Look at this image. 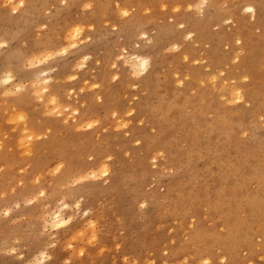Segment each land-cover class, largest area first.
Here are the masks:
<instances>
[{"label": "rangeland", "instance_id": "1", "mask_svg": "<svg viewBox=\"0 0 264 264\" xmlns=\"http://www.w3.org/2000/svg\"><path fill=\"white\" fill-rule=\"evenodd\" d=\"M19 1L0 0V129L14 155L22 124L38 129L44 142L37 164L0 162V264H264V237L256 230L264 223V202L254 197L264 185V91L255 93V105L253 99L229 103L226 92L232 85L254 87L247 70L230 59L243 36L245 44L259 39L252 41L253 60L264 57V0ZM247 5L258 13L245 14ZM137 54L149 65L136 77L130 65ZM254 72L264 85V60ZM12 112L26 116L16 124ZM226 118L229 131L240 132L232 144L217 123ZM102 158L106 174L99 171ZM229 214L236 224L239 219L240 243L247 241L238 250L229 240L236 229ZM56 216L62 226H53ZM250 217L254 235L243 221Z\"/></svg>", "mask_w": 264, "mask_h": 264}, {"label": "bare ground", "instance_id": "2", "mask_svg": "<svg viewBox=\"0 0 264 264\" xmlns=\"http://www.w3.org/2000/svg\"><path fill=\"white\" fill-rule=\"evenodd\" d=\"M21 1V0H20ZM19 1V2H20ZM167 1V0H166ZM124 2H126V1H124ZM129 3V2H128ZM132 3V2H131ZM138 3V2H137ZM168 3H169V1H168ZM253 2H251V4H252ZM29 4V3H28ZM123 4H125V3H123ZM142 4V3H141ZM20 5H21V3H20ZM138 6H139V3L137 4ZM136 5V6H137ZM170 5V4H169ZM245 5V4H244ZM124 6V5H123ZM126 6V5H125ZM133 6V5H132ZM136 6H134V8L136 7ZM240 6V5H239ZM147 7V6H146ZM170 7V6H169ZM236 7V6H235ZM128 8H130L129 6H128ZM138 8V7H137ZM137 8H135V9H137ZM149 8H152V7H149ZM154 8V7H153ZM29 9H31V8H29ZM232 9V8H231ZM230 9V10H231ZM237 9H239V8H237ZM138 10V9H137ZM243 10H244V12H245V14L246 13H250L252 16H255V14L256 13H258V12H256V10H255V7L254 6H252V5H247V6H245L244 8H243ZM259 10V9H258ZM36 12V11H35ZM37 12H38V10H37ZM135 13H136V11H135ZM135 13H134V16H135ZM129 15V14H128ZM133 16V14L131 13L130 14V16ZM21 17V16H20ZM38 17V16H37ZM128 17V16H127ZM126 17V18H127ZM26 18V17H25ZM40 18V17H39ZM129 18H131V17H129ZM129 18H127L128 20H129ZM255 18V17H254ZM81 19V18H80ZM235 19H238V20H240V19H242V15L241 14H238V17H235ZM38 21V20H37ZM39 22V21H38ZM37 22V23H38ZM79 23V22H78ZM255 23V22H254ZM31 24V23H30ZM76 24V23H75ZM83 24V23H82ZM149 24V23H148ZM244 24V23H243ZM46 25V24H45ZM44 25V26H45ZM78 25V24H77ZM81 24H79V26H80ZM250 25V24H249ZM38 26H40V25H38ZM47 26V25H46ZM52 26H54V25H52ZM79 26H78V28H79ZM139 26V25H138ZM146 26H147V24H146ZM154 26H155V24H154ZM256 26V25H255ZM77 27V26H76ZM142 27H144V26H142ZM250 26H248V28H249ZM251 27H253L252 29H254V24H253V26H252V24H251ZM51 28V27H50ZM54 28H55V26H54ZM78 28H76V30L78 29ZM81 28H83V27H81ZM247 28V29H248ZM52 29V28H51ZM72 30V29H71ZM81 30V29H80ZM163 30V29H162ZM161 30V31H162ZM56 31V30H55ZM52 32V31H51ZM57 32V31H56ZM55 32V33H56ZM54 33V34H55ZM70 33V32H69ZM80 33V32H79ZM79 33H78V31H75L74 32V34L72 33V35H73V38L74 39H77V34L79 35ZM84 33V32H83ZM82 33V34H83ZM169 33V32H168ZM52 34H53V32H52ZM51 34V35H52ZM81 34V33H80ZM205 34H208V33H205ZM42 35V34H41ZM46 35H48V33L46 34ZM45 34L43 35V36H46ZM71 35V34H70ZM71 35V36H72ZM84 35V34H83ZM202 35H204V34H202ZM201 35V36H202ZM33 36V35H32ZM55 36V35H54ZM57 36V35H56ZM85 36V35H84ZM83 36V37H84ZM206 36V35H205ZM47 37V36H46ZM49 37H50V35H49ZM80 37V36H79ZM143 37H146V34H144L143 35ZM203 37V36H202ZM244 38H245V36H243ZM248 37V36H247ZM3 38V37H2ZM244 38H242V37H240V38H238L237 40H235L234 41V45H236L237 43L238 44H240V46L238 47L237 46V48L236 49H234V51H232V57H231V61H232V63L233 64H237L238 66L239 65H241L242 66V68H244V69H246L247 70V76L246 77H251L252 78V80H253V83H254V87H253V89H248V87L246 86V85H243V86H241V85H232L231 86V88L230 89H228L227 88V100L229 101V103H235V102H239V101H247V100H251V99H253V101L255 102L256 100H258L259 99V97H258V95H256L255 93H262L263 91H264V85L261 83V82H259L260 81V77L258 76V75H256V73L254 72L255 71V66L256 67H258V66H261V63L263 62V60H264V57H259L260 59H262V60H260L259 62H255L254 60H253V58H252V54H254L256 57H258V54H255L254 52H253V49H254V46L252 45V41L254 40V42H257L259 39H257V40H255V38L253 39L252 37H251V39H252V41L249 39V38H246V44L245 43H243L242 41H243V39ZM52 39H54L53 37H52ZM69 39V38H68ZM79 39V38H78ZM202 39V38H201ZM215 39V38H214ZM70 40V39H69ZM69 40H67L68 42H71V41H69ZM73 40V39H72ZM200 40V39H199ZM217 40V39H216ZM215 40V41H216ZM53 41V40H52ZM75 41V40H74ZM71 42V44L73 43V45H74V43L75 42ZM211 42H214V40L213 41H211ZM55 43V42H54ZM138 43V42H137ZM35 44H36V42H35ZM51 44H52V42H51ZM216 44V43H215ZM75 45H76V43H75ZM69 46V45H68ZM215 46H217V44L215 45ZM35 47V46H34ZM39 48H41L40 46H38ZM73 47H75V46H73ZM72 47V48H73ZM35 48H37V47H35ZM38 49V48H37ZM96 49V48H95ZM64 50V49H63ZM92 50V49H91ZM94 50V49H93ZM145 50V49H144ZM150 50H152V49H150ZM219 50V49H218ZM217 50V51H218ZM34 51V50H33ZM37 51V50H36ZM35 51V52H36ZM40 51V50H39ZM60 51V50H59ZM65 51V50H64ZM95 51V50H94ZM216 51V50H215ZM215 51H213V52H215ZM22 52H24V51H22ZM219 52V51H218ZM26 53H27V51H26ZM34 53V52H33ZM47 53H49V52H47ZM51 53V52H50ZM55 52H53V54H54ZM136 53V52H135ZM182 53V52H181ZM29 54V53H28ZM35 54V53H34ZM44 54H46V53H44ZM55 54H57V53H55ZM140 54V53H139ZM183 54H184V51H183ZM138 55V54H137ZM141 55V54H140ZM140 55H138V56H136L135 57V59L132 61V63H131V65H130V69L132 70V73L134 74V76H141V75H144L145 73H146V71H147V68H148V65H149V60H148V58L147 57H144V56H140ZM148 55V54H147ZM184 55H186V54H184ZM215 55H216V52H215ZM146 56V55H145ZM217 56V55H216ZM88 56H86V58H87ZM90 57V56H89ZM113 56L111 55V57L110 58H112ZM43 58V57H42ZM105 58H106V56H105ZM186 56L185 57H182L181 56V61L184 59V61L186 60ZM44 59V58H43ZM132 59V58H131ZM106 60V59H105ZM7 62V60H4V62ZM128 61V60H127ZM81 62V61H80ZM84 62V61H83ZM104 62V61H103ZM131 62V61H130ZM13 63V62H12ZM85 63V62H84ZM82 64V63H81ZM104 64V63H103ZM106 64V63H105ZM104 64V65H105ZM29 65H31L30 63H29ZM117 66V65H116ZM79 67V66H78ZM115 67V66H114ZM127 67V66H126ZM178 71V69L176 68V72ZM126 72V71H125ZM47 77V76H46ZM146 77V76H145ZM145 77H143L142 79H140V80H143ZM153 77H155V75L154 74H152V75H150L149 76V82H147V84H145V86L146 85H151V83L153 82ZM195 77H196V73H194V77H193V80L195 79ZM147 79V78H146ZM9 81H10V77H9V79H8ZM39 81V80H38ZM41 81H43V80H41ZM147 81V80H146ZM145 81V82H146ZM15 82V81H14ZM37 82V81H36ZM50 82V80L48 79V78H45L44 79V81H43V84L46 86L48 83ZM144 82V83H145ZM241 81H238L237 82V84H239ZM7 83H8V81H7ZM35 84V83H34ZM17 85V84H16ZM15 85V86H16ZM53 85V84H52ZM51 85V86H52ZM153 85V84H152ZM55 86V85H54ZM144 86V85H143ZM148 88H149V86H147ZM147 87H146V90H147ZM150 87H152V86H150ZM52 88V87H51ZM57 88H59L58 86H57ZM69 88V87H68ZM53 89H55V87L53 88ZM32 90V89H31ZM49 90V89H48ZM84 90V89H83ZM149 90V89H148ZM34 91V90H33ZM45 91V88H42V89H40L38 92H37V95H38V93H40V94H42L43 92ZM20 92V91H19ZM18 92V93H19ZM170 92V91H169ZM168 92V93H169ZM98 93V92H97ZM170 93H172V92H170ZM169 93V97H170V99L171 100H174L175 98H176V95L173 93V95H171ZM12 94V93H11ZM10 94V95H11ZM36 94V93H35ZM71 94V93H70ZM92 95V94H91ZM98 95H100V93L98 94ZM38 96H40V95H38ZM101 96V95H100ZM52 97V96H51ZM97 97V96H96ZM261 97H264V95L263 96H261ZM35 98V97H34ZM41 98V97H40ZM205 98V97H204ZM36 99H37V97H36ZM186 98H185V96H183L182 95V101H184ZM206 100H208V98H205ZM211 99V98H210ZM10 100V99H9ZM8 100V101H9ZM71 100V99H70ZM70 100H69V102H70ZM72 102H73V99L71 100ZM260 101H262V100H260ZM10 102V101H9ZM52 103L54 102L53 100L51 101ZM68 102V103H69ZM77 102H78V99H77ZM210 102V101H209ZM248 102V101H247ZM74 103V102H73ZM76 103V102H75ZM180 103V105H182V102H179ZM78 104V103H77ZM77 104H75V105H77ZM207 104H209V103H207ZM256 104V102L254 103V105ZM262 104H264V101H262ZM23 106H25V105H23ZM27 106H29V107H31L30 106V104L28 105L27 104ZM83 106V105H82ZM22 107V106H21ZM68 107V106H67ZM208 107V106H207ZM211 107V106H210ZM59 108V107H58ZM69 108V107H68ZM24 109H27V108H25L24 107ZM23 109V110H24ZM55 109V108H54ZM35 111V110H34ZM46 111V110H45ZM60 111V110H59ZM130 112V111H129ZM31 113H33V112H31ZM58 113V112H57ZM57 113H54V115L55 114H57ZM72 113V112H71ZM59 114V113H58ZM57 114V115H58ZM76 114V113H75ZM91 114V113H90ZM33 115H35L34 113H33ZM115 115V114H114ZM26 116V114L25 115H23V113H17V112H12V121H16V122H18V120H19V118L20 119H23V117H25ZM89 117V116H88ZM195 117V116H194ZM196 118L197 117H195V120H196ZM33 119H34V116H33ZM201 119V118H200ZM234 119V118H233ZM236 119V118H235ZM198 120V119H197ZM228 120L230 121V118H226V119H223V120H218L219 122H217V123H219V125H218V127L220 126V123H221V128L224 130V132H226L227 133V138L229 139V144L231 143V141H232V137L233 136H236L238 133H240V132H237V131H235V130H232V131H229V124H228ZM121 121V120H120ZM199 121V120H198ZM235 121V120H234ZM233 121V122H234ZM237 121V120H236ZM15 122V123H16ZM22 122V121H21ZM37 122H39V121H37ZM194 122H196V121H194ZM74 123V122H73ZM201 124H202V122H200ZM199 122L197 123V124H200ZM240 123L241 122H239V125H240ZM17 124V123H16ZM20 124V123H19ZM75 125H76V122L74 123ZM196 123H195V125H197ZM119 125H120V123H119ZM124 125H126L125 123H124ZM204 125V124H203ZM238 125V124H237ZM40 126H44L43 124L41 125L40 124ZM72 126V125H71ZM199 127H200V125H199ZM18 128H19V126H18ZM92 128V127H91ZM220 128V127H219ZM218 128V129H219ZM94 129H96V128H94ZM94 129H92V131L94 130ZM181 129V128H180ZM221 129V130H222ZM83 130V129H82ZM91 130V129H90ZM199 130V129H198ZM221 130H218V131H221ZM222 130V131H223ZM39 130L38 129H34V128H32V127H30V125H27V123H25V124H22V132H21V135H20V137H19V144H17L16 145V147H15V155L13 154V151H12V145H11V143L5 138V135H4V133L1 131V129H0V162L1 163H3V165H8V166H10V165H17V162L18 161H20V162H27V163H29V162H32L33 164H37L38 162H39V160H40V151H41V148H42V143L44 142V141H42V140H39V138L40 137H38V134H36L35 132H38ZM75 131H77V130H75ZM79 131V130H78ZM84 131V130H83ZM180 131H182V129L180 130ZM200 131V130H199ZM48 132V131H47ZM70 132H73L72 130L70 131ZM219 134V133H218ZM225 134V133H224ZM48 136V135H47ZM83 136V135H82ZM81 136V137H82ZM220 136V135H219ZM3 137V139H1ZM44 138V137H43ZM99 138V137H98ZM234 139H235V137H234ZM97 140V139H96ZM55 141V140H54ZM235 141V140H234ZM71 142H72V140H71ZM99 142H101V141H99ZM236 142H237V140H236ZM52 144H53V142H52ZM232 144V143H231ZM236 144V143H235ZM56 145H57V143H56ZM55 145V146H56ZM72 146H74V145H72ZM71 146V147H72ZM77 147V146H76ZM227 148V147H226ZM236 148H238L237 146H236ZM80 149V148H79ZM90 149V148H89ZM83 150V149H82ZM167 150V149H166ZM18 151L20 152V156L21 157H18ZM73 151V150H72ZM75 151V150H74ZM165 151V150H164ZM218 151V150H217ZM82 153V152H81ZM166 153H168V152H166ZM223 154V153H222ZM221 154V155H222ZM220 155V156H221ZM170 156H171V159H172V161H179L180 159H178L177 158V152H172L171 154H170ZM49 157V156H48ZM83 157V156H82ZM19 158H22V160H19ZM46 158V157H45ZM80 158V157H79ZM79 158H77V159H79ZM166 158V157H165ZM97 159V157L95 158V160ZM154 159H156V158H154ZM168 159V158H167ZM50 160V159H49ZM166 161H168V160H166ZM165 161V162H166ZM205 161V160H204ZM207 161H208V159H207ZM206 161V162H207ZM48 162V161H47ZM81 162V161H80ZM80 162H78V163H80ZM156 162H157V160H156ZM170 161H168V163H169ZM189 162V161H188ZM46 163V162H45ZM96 163V162H95ZM160 164V163H159ZM162 164V163H161ZM166 164V163H165ZM183 164V163H182ZM91 165H94L93 163L91 164ZM96 165V164H95ZM184 166H185V164H183ZM209 165V164H208ZM59 166V165H58ZM90 166V165H89ZM168 166V165H167ZM170 166H171V164H170ZM100 168H99V171L101 172V173H103V174H106L107 172H108V165H107V163H106V161H105V159L104 158H102L101 159V163H100V166H99ZM163 167H164V165H163ZM172 167H174L173 166V164H172V166H171V168ZM212 166L210 165V168H211ZM183 168V167H182ZM185 168V167H184ZM75 169V168H74ZM176 169H177V167H176ZM181 169V168H180ZM186 171H187V168L185 169ZM53 171H55V170H53ZM120 171V170H119ZM118 171V172H119ZM175 171V170H174ZM179 171H181V170H179ZM191 171V170H190ZM210 171H212V169L210 170ZM254 171H255V169H254V167L253 166H251V167H249L247 170H246V175L250 178V177H252L253 175H254ZM72 172V171H71ZM121 172H123V171H121ZM176 173L178 172V169H177V171H175ZM174 172V173H175ZM188 172V171H187ZM206 172V171H205ZM208 172V171H207ZM54 173H56V172H54ZM54 173H52V174H54ZM97 173V171H92V174L91 175H95ZM113 173V172H112ZM182 173H185L184 171L182 172ZM193 173V172H192ZM4 174V173H3ZM87 174V173H86ZM99 174V173H98ZM98 174H97V176H98ZM121 174V173H120ZM160 174V173H159ZM194 174V173H193ZM2 175V174H1ZM116 175V174H115ZM114 175V177L115 178H118V176H119V174H117V176H115ZM192 175V174H191ZM217 175H219V173L217 174ZM244 175H245V173H244ZM5 176H6V173H5ZM216 176V175H215ZM192 177H193V175H192ZM192 177H191V179H192ZM244 177V176H243ZM84 178V177H83ZM90 178V177H89ZM170 178V177H169ZM181 178V177H180ZM196 178V177H195ZM81 179V178H80ZM171 179V178H170ZM169 179V180H170ZM176 179V178H175ZM197 179V178H196ZM82 180V179H81ZM38 181V180H37ZM78 181V180H77ZM133 181H134V178H133ZM178 181V180H177ZM176 181V182H177ZM193 181V180H192ZM220 181V180H219ZM222 181H223V179H222ZM222 181H220L219 182V184H221L222 183ZM196 182V181H195ZM216 183H217V181H215ZM131 183V182H130ZM171 183V182H170ZM169 183V184H170ZM183 183H185L184 182V180H183ZM192 183V182H191ZM120 184V183H119ZM181 184H182V182H181ZM218 184V183H217ZM20 185V184H19ZM121 185V184H120ZM163 185H165V184H163ZM162 185V186H163ZM168 185V184H167ZM177 185V186H176ZM175 185V187H177V189H178V187H179V185L178 184H176ZM132 186H133V184H132ZM169 186V185H168ZM34 187V186H33ZM164 187V186H163ZM165 187H167V186H165ZM164 187V188H165ZM184 187V186H183ZM236 187V185H233L232 186V188H235ZM171 188V187H170ZM169 188V189H170ZM174 187H172V189H173ZM169 189H167V190H169ZM174 189H176V188H174ZM176 189V190H177ZM222 189H223V187H222ZM24 190V189H23ZM22 190V191H23ZM99 191V190H98ZM180 191V190H179ZM179 191H178V193H179ZM117 192V191H116ZM172 192V191H171ZM170 192V193H171ZM180 192H182V191H180ZM221 192V191H220ZM220 192H219V190H218V193L216 194L217 195V198H219L220 197ZM232 192H234V191H232ZM113 193V192H112ZM183 193V192H182ZM100 194V193H99ZM121 194V193H120ZM119 194V195H120ZM181 194V193H180ZM222 194V193H221ZM105 195V194H104ZM170 195V194H169ZM179 197H180V195H178ZM231 196V195H230ZM166 196H164V198H165ZM169 197V196H168ZM255 198H256V201L258 202V201H261L260 203H262V202H264V185H262L261 186V188L258 190V192H257V194H256V196H254ZM236 198V197H235ZM233 199L232 201H228V203H229V206H230V208H233V210H235L236 211V209H238L232 202H234V201H236V199L238 200V198H236V199ZM253 198V197H252ZM252 198H250V200L252 199ZM188 198H186V200H187ZM63 200V199H62ZM178 200V199H177ZM220 200V199H219ZM94 201V200H93ZM151 201V200H150ZM155 201V200H154ZM165 201V200H164ZM167 201H169V199H167ZM166 201V202H167ZM180 201V200H179ZM183 201H185V200H183ZM252 201V200H251ZM176 202V201H175ZM175 202H173L174 204H175ZM217 202V201H216ZM252 202H254V200L252 201ZM153 203V202H152ZM186 203V202H185ZM219 203H223V202H219ZM226 203V202H225ZM224 203V205H227V203L225 204ZM259 203V204H260ZM162 204V203H161ZM252 204V203H251ZM254 204V203H253ZM252 204V205H253ZM90 205V204H89ZM77 206H79V205H77ZM221 206V205H220ZM228 206V205H227ZM228 206V207H229ZM249 206V205H248ZM46 207V206H45ZM172 207H174V205L172 206ZM219 207V206H218ZM224 207H226V206H224ZM224 207H222L223 209H224ZM227 207V209L225 208L224 210H227V211H230V210H232V209H229ZM177 208V207H176ZM220 208V207H219ZM219 208H217L218 210H219ZM155 209H156V207H155ZM170 209H171V207H170ZM159 210H160V208H159ZM161 212V211H160ZM167 212V211H166ZM166 212H164V214L166 213ZM163 213V212H162ZM174 213V212H173ZM51 215V214H50ZM167 215H168V213H167ZM230 216H231V214H229ZM178 216V215H177ZM228 216V215H227ZM227 216H225V218L227 217ZM235 216V215H234ZM233 216V217H234ZM251 217H252V215H250ZM50 217V216H49ZM249 218V219H247L248 221H245V220H243L244 222H247L250 226L252 225V229L250 230L249 229V227H246L248 230L247 231H249L250 230V232H252L253 233V235H254V233H255V231L253 232L252 230H253V221H252V218ZM176 218V217H175ZM180 218V217H179ZM179 218H177L178 220H179ZM181 220V219H180ZM230 220H233V222H231V227H232V229H234V228H236L235 229V231H233L232 233H231V235H230V237H229V240H230V242H231V245L232 244H235V246L234 245H232V246H234L235 248L233 249V250H238V249H240V248H242L246 243H247V241L246 242H244L243 243V241H242V243H240L241 241V238L243 237V236H241L242 234L240 233L241 232V230H239V229H241V228H239V229H237L238 227V223H239V219L237 220L238 221V225L236 224V219L234 220V219H232V216L231 217H227L226 218V221L227 222H230ZM54 222H53V226L54 227H59V226H62L63 224H64V222H63V220L59 217V216H56L55 218H54V220H53ZM177 221V220H176ZM183 221V220H182ZM224 221V220H223ZM70 222V221H69ZM226 222V223H227ZM244 222H243V224H244ZM263 222V221H262ZM50 223V222H49ZM181 223H183V222H181ZM241 223V222H240ZM263 224V226H262V228L260 227V229H256V230H258V231H261V234L263 235L262 236V238L264 237V223H262ZM258 224H256V226H257ZM121 227H122V225H120ZM125 226V225H124ZM128 226H130V225H128ZM230 226V225H229ZM241 226H242V224H241ZM244 226V225H243ZM248 226V225H247ZM255 226V225H254ZM94 227V226H93ZM199 227V226H198ZM240 227V226H239ZM245 227V226H244ZM128 227H126V229H127ZM251 228V227H250ZM112 229H113V227H112ZM121 229H124L123 227L121 228ZM108 230V228L106 229V231ZM110 230H111V228H110ZM240 232H239V231ZM197 231L200 233V235H201V229H197ZM228 231L230 232V229H228ZM107 232H109V231H107ZM117 232V231H116ZM122 232V231H121ZM192 232H194V231H192ZM197 232V233H198ZM243 232H246V230H244ZM111 233V232H110ZM115 233V232H114ZM120 233V232H119ZM195 233H196V231H195ZM247 233V232H246ZM258 233V232H257ZM194 234V233H193ZM230 234V233H229ZM256 234V233H255ZM104 235V234H103ZM106 235V234H105ZM114 235V234H113ZM146 235V234H145ZM195 235V234H194ZM241 237H240V236ZM251 235V234H250ZM248 233L246 234V236L244 237V239L245 240H248L249 239V241L248 242H253V237L252 236H250ZM260 235V234H259ZM109 236H110V234H109ZM111 236H112V234H111ZM115 236V235H114ZM198 234H196L195 235V240H199L200 238L204 241V240H206V239H203L202 238V236H199L200 238H198ZM257 236V235H256ZM255 236V237H256ZM77 237V236H76ZM91 237V236H90ZM92 237H93V234H92ZM116 237V236H115ZM193 237V239H194V236H192ZM259 237V236H258ZM225 238V237H224ZM97 239V238H96ZM118 239H119V236H118ZM122 239V238H121ZM226 239V238H225ZM243 239V238H242ZM90 240V239H89ZM106 240H108V238L106 239ZM195 240H193V241H195ZM201 240V241H202ZM222 240H223V238H222ZM228 239H226L225 241H227ZM228 240V241H229ZM260 240H261V238H260ZM264 240V239H263ZM113 241V240H112ZM200 241V240H199ZM226 242V243H229V242ZM92 242V241H91ZM90 242V243H91ZM95 242V241H94ZM93 242V243H94ZM102 242V241H101ZM100 242V243H101ZM106 243H107V241H105ZM116 242H117V240H116ZM127 242V241H126ZM205 242V241H204ZM204 242H201V243H204ZM209 242V241H208ZM207 242V243H208ZM216 242V241H215ZM222 242L224 243V241H221L219 244H221V245H223L222 244ZM97 243V242H96ZM104 243V242H103ZM136 243H138L137 241H136ZM136 243H134V244H136ZM139 243H140V241H139ZM197 244H195L196 246L199 244L198 243V241L196 242ZM199 244V247L202 245V244ZM217 243V242H216ZM225 243V244H226ZM124 244H125V242H124ZM123 244V245H124ZM150 244V245H149ZM148 244V246H151V243H149ZM209 244V243H208ZM208 244H206L208 247H209V245ZM210 244L212 245L213 244V242H210ZM218 244V243H217ZM205 245V244H204ZM206 245L204 246V248H202V249H204V250H206L205 248H206ZM231 245H229V247H231ZM250 245H252V243L250 244ZM250 245H248L247 247H250ZM156 246H158V244L156 245ZM161 246V245H160ZM214 246V245H213ZM216 246V245H215ZM228 246V245H227ZM129 247H130V245H129ZM226 247V246H225ZM251 247H253V246H251ZM115 248V247H114ZM140 248V247H139ZM145 248V247H144ZM159 248V247H158ZM164 248H166V247H164ZM212 248V247H211ZM210 248V249H211ZM220 248H222L221 246H220ZM254 248V247H253ZM117 249V248H116ZM135 249V248H134ZM141 249V248H140ZM145 249H149V248H145ZM153 249H154V247H153ZM155 249H156V247H155ZM248 249V248H247ZM262 249H264V248H262ZM103 250H105V249H103ZM131 250V249H130ZM138 250V249H137ZM136 250V251H137ZM144 250V249H143ZM151 250V249H150ZM249 250L250 251H252L250 248H249ZM72 251H74V250H72ZM84 251V250H83ZM83 251L81 252L82 254H83ZM133 251H135V250H133ZM149 251V250H148ZM155 251V250H154ZM153 251V252H154ZM167 251V250H166ZM228 251V250H227ZM242 251V250H241ZM152 252V251H151ZM156 252V251H155ZM46 253V252H45ZM264 253V252H263ZM79 254V253H78ZM86 254V253H85ZM139 255V254H138ZM137 255V256H138ZM171 255H172V253H171ZM41 256V255H40ZM140 256V255H139ZM169 256V255H168ZM211 255H209V257H210ZM156 257V256H155ZM164 257H165V255H164ZM222 257H224V256H222ZM37 258H39V257H37ZM156 258H158L159 259V257H156ZM207 258V257H206ZM225 258V260H226V257H224ZM223 258V259H224ZM70 259V258H69ZM165 259V258H164ZM163 259V260H164ZM217 259V258H216ZM137 261V260H136ZM139 261V260H138ZM154 261V260H153ZM212 261V260H211ZM216 261V260H215ZM152 262V261H151ZM165 261H163V263H164ZM183 262V261H182ZM182 262H181V264H182ZM202 261H200V263H201ZM140 263V262H139ZM138 263V264H139ZM184 263V262H183ZM223 263V262H222ZM123 264H125V263H123ZM161 264V263H160ZM176 264H178V263H176ZM205 264H211L210 263V261H206L205 262ZM224 264V263H223ZM227 264V263H226ZM229 264V263H228ZM234 264H238V262L237 263H234Z\"/></svg>", "mask_w": 264, "mask_h": 264}]
</instances>
